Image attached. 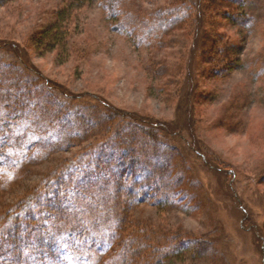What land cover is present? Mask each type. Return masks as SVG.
Masks as SVG:
<instances>
[{"label": "rangeland", "instance_id": "374dc122", "mask_svg": "<svg viewBox=\"0 0 264 264\" xmlns=\"http://www.w3.org/2000/svg\"><path fill=\"white\" fill-rule=\"evenodd\" d=\"M75 1L0 0V264H264V0Z\"/></svg>", "mask_w": 264, "mask_h": 264}, {"label": "trees", "instance_id": "16d2710c", "mask_svg": "<svg viewBox=\"0 0 264 264\" xmlns=\"http://www.w3.org/2000/svg\"><path fill=\"white\" fill-rule=\"evenodd\" d=\"M89 1H91V0H76L74 3L77 5V6H81V5H83V4H85L86 2H89ZM228 2L230 3L231 2V4H238L240 7H241V9H242V7H243V5L245 4V3H247V0H228ZM205 8H206V2H205V0H196L195 1V4H194V14H195V18H196V23H197V30H196V36L194 37V40H196L197 39V36H198V34H199V31L204 27L205 28V25H206V21H205ZM60 14L62 15V12H60ZM234 21H236V22H238V23H246L247 24V22H249V21H251L250 19H252V18H249V16L246 14V13H244V12H241V11H238L237 10V12L235 11L234 13H231L230 15H229ZM61 38H65V35H66V30L65 31H63V32H61ZM210 42H215L214 44H217V43H219V41L217 40V39H214V38H212L211 40H210ZM197 43H196V41H193V43H192V47H191V54H194V52H195V48L197 47ZM218 45V44H217ZM7 46H9L10 47V49L11 50H14V51H16V53L17 54H19L17 51H19L18 50V46H16L15 44H11V43H9V45H6V44H4L3 45V47H7ZM226 49L230 52V51H233L231 48H229V47H226ZM219 50V49H218ZM220 51V50H219ZM225 53H227V52H225ZM23 57V56H22ZM221 61V60H220ZM191 61L189 62V63H187V78H188V80L190 81V82H193V79L192 78H194V77H192L191 76V73H189V71L191 70ZM228 64H230V62H228ZM183 85V84H182ZM181 90H185V94H189L190 93V91L191 90H187V89H181ZM194 93V92H193ZM118 114V113H117ZM128 114V113H127ZM136 120H138V121H144V119H140V118H138V117H136ZM146 121V120H145ZM147 123L148 124H150V126L151 127H159L160 126V124L161 123H159V122H150V121H147ZM211 163V162H210ZM210 163L208 164V165H210ZM212 165V164H211ZM210 165V167H212ZM216 168L215 169H217V170H225V169H221V165L220 164H217L216 163Z\"/></svg>", "mask_w": 264, "mask_h": 264}]
</instances>
